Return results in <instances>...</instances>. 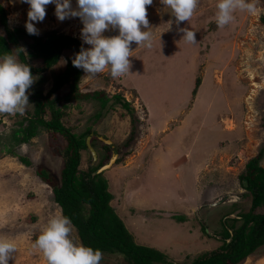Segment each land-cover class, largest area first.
I'll use <instances>...</instances> for the list:
<instances>
[{"label":"rangeland","instance_id":"rangeland-1","mask_svg":"<svg viewBox=\"0 0 264 264\" xmlns=\"http://www.w3.org/2000/svg\"><path fill=\"white\" fill-rule=\"evenodd\" d=\"M71 2L75 8L76 0ZM216 2L200 0L193 17L179 25L196 32L197 43L191 45L181 40L171 10L153 0L146 6L153 45L151 49L131 45L130 74L113 79L107 69L95 78L84 73L81 93H121L134 116L119 104L107 112L96 102L78 99L66 104L62 120L66 131L79 134L92 126L96 133L91 135L96 159L89 149L82 150V171L99 162L104 152L100 138L111 141L108 146L118 158L102 173L113 195L111 206L138 245L165 253L174 264H189L218 249L222 222L249 210L251 197L239 177L264 146V0H258L259 13L237 11L234 22L224 28H218L214 19ZM0 6L10 28L26 31L28 4L0 0ZM46 13L45 20L35 24L39 36L56 30L90 47L81 39L79 18L59 21L55 5H48ZM0 35L5 36L1 24ZM31 42L22 37L20 49L33 70L41 69L42 61L30 54ZM13 54L23 63L19 51ZM73 55L65 51L56 66L32 71L35 83L26 94H46ZM68 91L65 86L61 93ZM29 103L23 115L33 112L34 104ZM100 112L101 119L93 117ZM17 115L21 114L0 115V235L14 239L17 246L9 264H46L32 243L47 220L62 211L37 170L46 169L59 183L68 139L65 133L41 129L30 143L19 144L13 138ZM229 195L236 198L211 206ZM72 238L82 244L74 227ZM100 264L128 263L121 256H103ZM242 264H264V246Z\"/></svg>","mask_w":264,"mask_h":264},{"label":"trees","instance_id":"trees-1","mask_svg":"<svg viewBox=\"0 0 264 264\" xmlns=\"http://www.w3.org/2000/svg\"><path fill=\"white\" fill-rule=\"evenodd\" d=\"M0 24L5 32V36L0 35V56L12 52L11 46L20 49L22 37L32 40L29 46L30 54L42 61L41 69L33 70L24 53L19 51L21 61L31 67V72H43L56 66L65 51H72L74 54L65 69L54 76L52 87L46 94L36 91L29 97V101L34 104L33 112L17 115V129L14 130L13 138L19 144H28L39 135L41 129L65 133L68 144L59 183L44 168H39L37 174L44 183L52 187L54 201L61 208L62 215L70 218L81 243L86 247L99 249L104 257L121 256L128 264H174L165 253L138 245L134 235L111 206L113 195L109 192V184L103 174L97 173L111 159V147L100 142L104 152L99 162L90 166L87 171H82L80 152L88 149L86 140L96 133L92 126L79 134L70 129L66 131L62 122L66 116V104L74 100L96 102L101 110L107 108V112L115 108V104H119L134 116L131 103L127 102L121 93L111 96L105 90L85 94L80 92L79 86L84 72L72 64L75 54L82 46L78 39L56 30L42 36H33L24 29L10 28L2 6ZM65 86H68L69 91L62 95L61 90ZM47 114L50 115L49 119L46 118ZM102 115L100 112L93 117L97 116L96 119L99 120ZM263 155L264 146L256 157L248 161L245 172L239 177L241 185L251 197L249 210L239 213L238 218H227L223 221L218 234L222 245L214 251L199 255L189 264H242L264 246V213L258 212L260 209L264 210V167L261 165ZM19 160L28 166L31 165L26 157H20ZM178 219L184 220L181 217ZM202 229L205 233V227Z\"/></svg>","mask_w":264,"mask_h":264},{"label":"clouds","instance_id":"clouds-1","mask_svg":"<svg viewBox=\"0 0 264 264\" xmlns=\"http://www.w3.org/2000/svg\"><path fill=\"white\" fill-rule=\"evenodd\" d=\"M29 5L27 21L24 25L29 35H39L35 24L46 18V7L55 5V16L63 22L79 18L83 27L81 39L89 45L75 54L72 64L82 69L86 78H95L107 69L113 79L130 74L129 57L131 45L151 49L153 30L147 19L146 6L153 0H76L74 8L71 0H21ZM200 0H160L171 10L182 41L195 45L196 32L181 22H188L194 15ZM258 0H217L214 16L218 28H224L235 20L237 11L257 14L261 9ZM171 24V21L169 22ZM142 27L147 31H142ZM116 30L118 35L106 37V31ZM138 47V48H139ZM15 51H24L17 49ZM13 52L0 56V115H23L31 105L28 89L35 83L31 67L21 63ZM73 225L69 217L53 215L42 227L32 249L43 255L46 264H100L103 253L99 249L76 243L72 238ZM17 250L15 240L0 235V264H9Z\"/></svg>","mask_w":264,"mask_h":264},{"label":"water","instance_id":"water-1","mask_svg":"<svg viewBox=\"0 0 264 264\" xmlns=\"http://www.w3.org/2000/svg\"><path fill=\"white\" fill-rule=\"evenodd\" d=\"M91 136H89L88 138H87V140H86V144H87V148L90 150V152H91V154H92V156H93V158L94 159H96V151H95V149L93 148V146L91 145ZM105 144H111V141H109V140H106V139H103V138H100ZM117 158H118V155H116V154H113L112 155V157H111V159L108 161V163L107 164H105V165H103L98 171H97V173L98 174H102L104 171H106V170H108L109 168H111L112 167V165L116 162V160H117ZM227 198H236V196H234V195H229L228 197H224V198H222V199H219L218 200V202H216L214 205H211V206H214V207H216L217 205L218 206H220V205H222V204H224L225 203V199H227ZM202 208H205V207H202ZM199 215V214H198ZM199 217V216H198ZM228 218H233V216L231 215V216H229ZM238 218V217H237ZM199 219H200V221H201V218L199 217ZM234 219V218H233Z\"/></svg>","mask_w":264,"mask_h":264},{"label":"crops","instance_id":"crops-1","mask_svg":"<svg viewBox=\"0 0 264 264\" xmlns=\"http://www.w3.org/2000/svg\"><path fill=\"white\" fill-rule=\"evenodd\" d=\"M166 26V25H165ZM167 26H169V25H167ZM169 29H171V27L169 28ZM166 30H167V28H166ZM228 217V216H227Z\"/></svg>","mask_w":264,"mask_h":264},{"label":"flooded vegetation","instance_id":"flooded-vegetation-1","mask_svg":"<svg viewBox=\"0 0 264 264\" xmlns=\"http://www.w3.org/2000/svg\"><path fill=\"white\" fill-rule=\"evenodd\" d=\"M111 149H113V147H111ZM113 155V154H112ZM112 157V156H111Z\"/></svg>","mask_w":264,"mask_h":264}]
</instances>
